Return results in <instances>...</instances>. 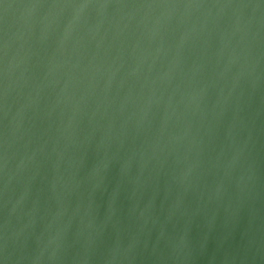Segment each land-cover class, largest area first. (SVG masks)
<instances>
[{"label":"water","instance_id":"1","mask_svg":"<svg viewBox=\"0 0 264 264\" xmlns=\"http://www.w3.org/2000/svg\"><path fill=\"white\" fill-rule=\"evenodd\" d=\"M0 264H264V0H0Z\"/></svg>","mask_w":264,"mask_h":264}]
</instances>
